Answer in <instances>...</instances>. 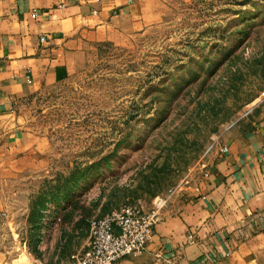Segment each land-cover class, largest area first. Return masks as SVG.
<instances>
[{
    "label": "rangeland",
    "instance_id": "1",
    "mask_svg": "<svg viewBox=\"0 0 264 264\" xmlns=\"http://www.w3.org/2000/svg\"><path fill=\"white\" fill-rule=\"evenodd\" d=\"M152 10L149 25L18 105L50 173L1 196L7 263L68 264L92 220L139 201L154 209L264 106V0H155Z\"/></svg>",
    "mask_w": 264,
    "mask_h": 264
},
{
    "label": "crops",
    "instance_id": "2",
    "mask_svg": "<svg viewBox=\"0 0 264 264\" xmlns=\"http://www.w3.org/2000/svg\"><path fill=\"white\" fill-rule=\"evenodd\" d=\"M154 2L0 0V226L5 188L50 173L18 105L76 73L103 43L149 25ZM178 198L161 213L147 250L118 264H264V106L224 138ZM5 259L0 247V264Z\"/></svg>",
    "mask_w": 264,
    "mask_h": 264
},
{
    "label": "built area",
    "instance_id": "3",
    "mask_svg": "<svg viewBox=\"0 0 264 264\" xmlns=\"http://www.w3.org/2000/svg\"><path fill=\"white\" fill-rule=\"evenodd\" d=\"M41 42H45L42 38ZM264 101V97L262 99ZM223 147V151H226ZM204 176H208L205 173ZM196 178L186 180L154 201V209L146 211L142 202H134L112 210L90 223V238L86 247L72 256L68 264H118L119 261L143 254L161 222V213L169 202L181 196ZM213 260L208 257L206 263Z\"/></svg>",
    "mask_w": 264,
    "mask_h": 264
}]
</instances>
